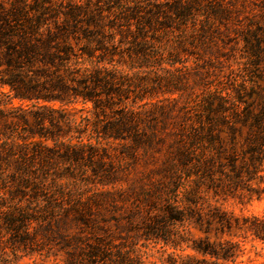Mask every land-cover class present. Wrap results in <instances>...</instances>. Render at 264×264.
Here are the masks:
<instances>
[{
	"label": "trees",
	"instance_id": "obj_1",
	"mask_svg": "<svg viewBox=\"0 0 264 264\" xmlns=\"http://www.w3.org/2000/svg\"><path fill=\"white\" fill-rule=\"evenodd\" d=\"M208 6L0 0V227L12 233V251L28 240L37 245L30 253L45 248L43 257L62 264L234 263L237 244L224 236L242 226L203 200L200 185L224 199L264 192L249 186L264 181V87L251 102L243 98L252 88L214 91L194 117L152 101L161 86L179 90L181 71L201 80L208 68H198L219 62L218 35L227 37L233 11ZM240 34L258 62L264 25ZM108 142L132 159L165 147L157 185L145 190L139 178L115 188L121 170ZM180 178L195 187L168 197ZM243 230L259 237L264 225ZM186 249L193 254L175 252Z\"/></svg>",
	"mask_w": 264,
	"mask_h": 264
},
{
	"label": "rangeland",
	"instance_id": "obj_2",
	"mask_svg": "<svg viewBox=\"0 0 264 264\" xmlns=\"http://www.w3.org/2000/svg\"><path fill=\"white\" fill-rule=\"evenodd\" d=\"M198 1L200 9H207L209 4L219 1L233 11L230 20L226 24L228 26V31L225 34L227 37L218 35L225 42V46L219 54V62L214 63L210 67L205 65L202 68H198L203 73L206 71L204 68H208L205 77L201 80L187 76L192 71L186 73L183 70L180 72L182 74V84L179 90H174L173 93H170L167 92V88L173 89L172 86H161L152 94V101L161 100L164 105L172 106L174 113L183 112L184 110H181L182 107L188 108L191 117L203 112L201 108L203 100L214 91H219L222 94L228 93L233 96V90L239 89V86L246 88V91L252 88L255 93L251 94V96H244L243 98V101L251 102L256 99V95L264 87V52L261 53L260 60L254 63L252 61L254 58L246 50L240 34L245 28L254 30L256 25H264V20L261 16L264 14V0ZM201 18L204 19V16ZM224 28L223 25H220L219 31H224ZM213 35L216 34L213 33ZM193 59L192 56H189V62L186 65H192ZM3 91H6V89H3ZM13 104L18 105V102L13 101ZM24 105L27 104L25 103ZM49 105L54 108L59 107L57 102L50 103ZM75 107L79 109L82 105L76 104ZM85 107L89 108L90 104H87ZM70 108L68 107L67 110ZM103 146L106 148V153L110 155L114 167L121 170L119 173L121 178H119V183L114 185L115 188L120 186L127 187L128 183L139 178L145 190L150 187L149 181L157 185V180L160 178V175L154 170L165 159V147L160 146L158 149L149 151L146 154L138 150L136 159H132L127 154V151L122 149L118 143L108 142L104 143ZM96 153L102 154L103 152L99 150ZM90 174L88 170L83 177H87ZM260 174L263 175V173ZM258 182V178H255L249 183V186L262 190L264 188V181L257 184ZM192 187H195V185L191 181L180 178L167 187V196L172 197L173 192L180 193V191ZM106 189H111V187H106ZM200 189L203 200L207 199L211 205L217 206L221 210L232 214L238 218L239 224L242 226L241 229L235 230L233 235L224 236L237 244L236 258L233 264H264V232H259L260 236L256 237L251 232H245L243 230V227L246 226L257 227L258 229L264 225V192L260 194L259 198H257L258 192L244 191L243 197L227 196L224 199L221 193L217 192V194H214L213 190L206 192V186L204 184L200 185ZM72 231H75V229H72ZM29 232H32V229H29ZM12 238V233L0 227V264H62L60 255L49 258L43 257L45 248L30 253V248L35 249L37 245L35 246V244L28 240H25V242H17L16 240L19 250L12 251ZM37 238H40V236L38 235ZM175 252L180 255L193 254L189 249L183 252L176 250Z\"/></svg>",
	"mask_w": 264,
	"mask_h": 264
}]
</instances>
